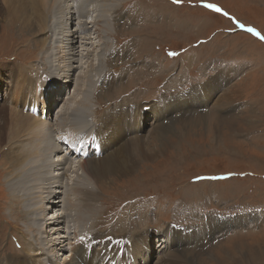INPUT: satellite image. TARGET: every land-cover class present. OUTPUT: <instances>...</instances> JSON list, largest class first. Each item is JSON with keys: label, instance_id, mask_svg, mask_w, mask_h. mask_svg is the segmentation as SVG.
Returning <instances> with one entry per match:
<instances>
[{"label": "rangeland", "instance_id": "rangeland-1", "mask_svg": "<svg viewBox=\"0 0 264 264\" xmlns=\"http://www.w3.org/2000/svg\"><path fill=\"white\" fill-rule=\"evenodd\" d=\"M4 1L0 0V69L14 65L31 67L33 71H42L40 76L45 74L44 79H60L64 58H57V62L42 58L47 52V45L52 44L54 48L49 50L56 56L62 54L58 45L54 46L51 41L69 28L72 22L69 16L80 20L78 12H82L81 19L88 29L86 53L78 56L70 73L74 80L72 88L69 87L70 94L75 93V99H67V96V102H59L56 99L57 90L55 103L51 100L53 129L50 128V133L60 137L65 150L72 144H79L78 152L69 155L74 161L72 169L76 171L69 172V176L74 181L80 180L84 186L91 184V188L95 189L85 190V193L94 196L90 201L96 204V208L88 217L93 219L87 218L81 223L75 220L72 226L75 235L71 241L79 243V252L72 260L73 264H97L87 259V245L93 238H96L95 249L106 245L113 248L107 264L117 261L122 250V261L118 264H127V253L135 252L148 256L152 264H264V39H261L264 36V0H59L54 11L38 0L36 7L39 11L45 15L50 12L47 16L51 29L41 33L11 23L12 16L8 15ZM82 1L85 4L82 5ZM209 4L220 11L206 7ZM17 5L22 6L19 2L8 4L14 12H19ZM116 7L118 9L111 12ZM109 9L110 12L105 11ZM94 28L96 33H92ZM249 28L256 29L260 35L248 31ZM41 41L47 42L44 44L46 47ZM66 46L68 43L59 45L60 49ZM121 51L122 56L119 55ZM83 59L85 61H81ZM42 64L46 65L44 70ZM111 72L118 78L113 80ZM218 74L224 77L230 75L229 81H225L224 77L219 79L222 82L220 88L212 86ZM97 82L101 85L96 86ZM24 84L25 80L17 81L16 77L8 74L0 79V122L4 124L0 129V260L9 258L7 264H26L15 263L13 259L28 255L26 252L33 247L31 232H27L25 227L23 202L16 201L9 191V184L17 183L11 175L9 156L4 154L6 149H23L20 145L16 147L19 142L12 138L16 132V120L2 106L7 108L9 105V94L24 96ZM63 84L61 79L56 87L61 89ZM224 85L225 89L221 92ZM188 91L217 93V96L225 92L235 96V100L238 98L239 102L230 104L228 111L211 110L206 119H201L204 112L200 111L189 114L194 117L188 120L183 117V120L175 121L174 132L171 129L166 137L170 145L155 160L144 161L139 157L132 170L108 174L100 181L86 171L87 174L84 173L80 163L106 157L112 153L110 151L120 147V141L126 136L131 148L137 138L142 137V141L148 142L154 140V133L157 132L154 125L146 127L142 119H134L136 116L129 108L131 105L141 104L140 108H143L155 101V105H159L158 100L166 97L163 109L170 98L179 99ZM96 96L103 103L100 108L104 112L82 121L74 122L72 119L68 125L70 115L63 113L69 109L75 111L74 118L81 114L86 117L94 110L92 104L95 110L99 109ZM78 99L81 104L77 103ZM228 100L224 97L221 103ZM37 102L39 110L42 109L45 104L43 98ZM211 104L203 110L209 112ZM59 105L64 112L58 113ZM108 110L111 111L105 117ZM21 113L27 116L26 111ZM176 117L182 115L177 114ZM194 120H199V123L187 128L182 124ZM145 121L148 124L156 122L153 112L150 111ZM219 122L223 126L217 129ZM91 124L92 127L87 126ZM117 126L124 128L120 139ZM177 130L180 134H176ZM66 133L71 134L68 141L62 138ZM136 133L141 135L134 137ZM87 143L90 144L89 149L82 156ZM34 148L39 154L29 156L28 164L37 169L43 161L40 155L42 148ZM32 157L35 160L30 162ZM57 158L56 154L51 156L52 160ZM59 172L61 170L50 171L49 174L56 176ZM64 178L62 186L75 201L71 202V207L74 209L77 203L79 210L82 206V200L78 199L81 194L73 189L74 185L71 186L72 180ZM97 186L101 189L99 192ZM57 211H63L60 201ZM71 213L75 214L73 210ZM209 216L221 217V222L227 220L232 226L226 227L221 223L220 229H216V220L204 226ZM167 224L189 228L192 237L201 229L199 227H203L202 233L208 235L200 236L195 246L192 245L195 239L185 244L183 240L180 245L176 242L172 245L174 250L166 251L163 242L154 243L157 237L144 232L152 231L156 235L158 230L163 231L170 226ZM210 224L213 225V234L212 230L206 229ZM38 238L41 240V235ZM147 240L153 241L150 246L146 244ZM83 249H86L84 253ZM66 253H57L56 258L63 257L65 260L69 257ZM42 261L52 264L47 255L42 257ZM67 262L71 263L69 259Z\"/></svg>", "mask_w": 264, "mask_h": 264}, {"label": "bare ground", "instance_id": "bare-ground-1", "mask_svg": "<svg viewBox=\"0 0 264 264\" xmlns=\"http://www.w3.org/2000/svg\"><path fill=\"white\" fill-rule=\"evenodd\" d=\"M28 1H30V2H28ZM36 1H38V0H16V1L15 0H5L4 4L7 6L8 15L12 16L11 23H15L18 27H24V29L27 28L31 32H34V33H36V32L41 33L42 31H45L46 29H51V24L49 21V15H50L49 13L50 12L47 13V14H49L47 16V14L45 15L42 11H39V9L36 7ZM41 1L46 6H51L53 8L52 11H54L57 8L56 4H57V1H59V0H41ZM15 2H19V5L22 4V6L17 5L19 12H14L11 9V7L8 6V4L15 3ZM32 2H34V6H33L34 8L31 7ZM83 4H85V3L83 2L82 5ZM117 9H118V7H116L114 10L111 9V12L116 11ZM105 11L110 12V9L105 10ZM70 13H72V11ZM8 18H9V16H8ZM80 20H82V19H80ZM80 20L77 23V25L81 24L78 29L80 31V38L82 39V38H85V34L82 33V31H83L82 28L84 26V23L82 22L83 20L82 21H80ZM70 22H71V20H70ZM105 27L107 28V26H104V28ZM57 31L59 32V30H57ZM50 33H51V31H50ZM48 35H50V34H48ZM41 42H42L43 46L45 43L47 44L46 41H41ZM81 42L78 43L77 45L83 44ZM48 43H50V42H48ZM62 44H64V43H62ZM55 45L56 44H54V46ZM84 45H86V44H84ZM44 47H46V45ZM44 47H41V48H44ZM52 47L53 46L51 43H50V45L49 44L47 45V50H46L47 52H46V54L42 55V58L47 57L48 59H54L53 61H55V62H57L58 59H62L61 56L64 58V60H63L64 63L62 64L64 66L63 69L60 66V69H61L62 74H63V75H61L60 79L58 77H52L50 75H49V77H52V79L47 78V77L44 79L43 77L45 74L40 76V74H42L41 73L42 71H33L31 69V67L30 68H23V67H18L17 65H14V66H6V67H3L0 69V79H2L4 75L6 76L8 74L11 77H16L17 81L18 80L19 81L25 80L24 87L22 86V88H23V92H26V94L24 96L22 94L21 95H17V94L15 95L14 93L9 94V97H10L9 105L7 106V108H6V106H2V108L7 110L9 115L14 120H16L17 126L14 127L16 129V132L13 133L12 138L15 139L17 142H19V144H17L16 147L20 145L23 148V149L18 150V151L7 150V149L4 150L5 156H9V164H10L9 168H12L11 175H12V177L16 178L15 182L17 183V184L10 183L9 184V191L11 190V196L16 201H22L23 202L22 207H23V211H24L23 215L25 216V221H26V226H25L26 231L31 232V236L33 238L32 242H31V245L33 246L32 250L26 252L28 255H22L20 257L14 258L13 261L15 263L44 264L42 261V257L47 255L52 259V264H73L74 261L72 262V260L75 258V256L79 252V251H77L79 249V243H77L76 241L75 242L71 241V239H73V236L75 235L74 234L75 232L73 231L72 226L74 225L75 220L79 221V223H81L82 221H87V218L92 215L94 208H96V204H92V202L90 201L91 199L94 198V196H92L89 192L85 193L86 189L87 190H93V191H95V189L91 188V184H87L84 186L80 182V180L75 179V181H74L73 179H71V177L69 176V172H71V171L76 172L75 169L74 170L72 169L73 168L72 163H74L73 160L68 164H64V162H63L65 153L67 151H68L67 153L69 155L70 154H76L78 152V148H77L78 145H76V146H75V144L71 145L73 147L74 151L69 150L68 147H67V150H65L66 147H65V145L61 144L60 137L59 138L55 137L56 135H54L53 138L46 137L47 133L52 132L51 129H53V123H52L53 120L51 121V115H52V110H53L52 103H51V100H52L51 96L53 93L52 92V86H54V87L56 85L58 86V82L61 79L62 80L65 79L66 82L69 81V85H67L68 87H66L64 89V91H66V89H68L67 90L68 91L67 92L68 93L67 99H72V100L75 99V93L70 94L71 91H70L69 87L74 83L73 77L70 75V73H72L73 68L75 66L74 64H75V62H77L78 56H79V55H69L68 50H67L68 46H66L62 49H60V47L57 46L59 48V51L62 54H60L59 56H56L53 53V51L49 50ZM76 47H79V46H76ZM45 49H43V50H45ZM118 54H119V52H118ZM119 55L122 56L123 51H121ZM55 58H56V60H55ZM86 58L89 60V58L87 56H86ZM98 60H99V57H98ZM81 61H85V59H83ZM61 62L60 63L58 62V64L60 65ZM46 63H47V61H46ZM46 63H44V64H46ZM98 63H99V61H98ZM46 65L42 64L41 68H43V70H44ZM35 67H37V66H35ZM87 68H89V66H87ZM22 77H24V78H22ZM223 77L224 76H222V74L216 75V77H214L215 81L212 82V86H217L220 88L222 86V82L219 79H221ZM115 78H118V75L112 73V79L114 80ZM229 78H230V75L228 76L226 74V76L223 79L225 81H229ZM48 80L54 81L53 84L54 83H56V84L53 85ZM75 82H76V80H75ZM225 85H226V83H225ZM225 85H224L223 89L221 88L222 89L221 92L224 91ZM71 88H72V86H71ZM87 88L89 91L90 90L89 87H87ZM55 96H56V94H55ZM224 97H228L229 100L225 101V103L222 104L221 101L224 100ZM234 97L235 96L229 95L228 93H225V92H224V94L221 93L219 96H217V93H207V92L205 93V92H201V91L200 92L188 91V92H186V94L181 95L179 97V99L174 98L172 100L170 98V100L166 103V106L163 109H161V108L165 104V98L166 97H162L158 100V102L160 103L159 105H155V102H157V101H155L151 105H145V106H143V108H140L142 106L141 104H137V106L131 105L129 108H130V110H132V112L135 113L136 117H134V119H138V118L142 119V122L144 123V125L146 127H148V125H152V126L154 125L153 128H154V130L157 131L154 133L155 134L154 140H152L151 142H148V140L142 141V137L137 138V139H135V143L131 148L130 143L128 142V138L126 136L123 138L124 139L123 141H120L119 144H121V145L118 149L116 148L115 151H113V150L110 151L112 153L107 155L104 158L101 157V158L95 159V160H93V159L85 160L84 162L80 163L81 169L84 171L85 174L89 173L92 177L96 178L97 181L98 180L100 181V179H102L103 176L105 177L108 174H117L118 171L119 172H127L129 170H132L133 166L137 163L136 159L139 157L144 161L145 160H147V161L155 160L156 158H158V154L160 153L159 155H161L162 152H165L166 146L170 145V144H168L169 141H168V138H166V137L168 135H170L167 133L169 131H171V129H173V127L176 125V124H174V126H173V123H175V121H178L180 119L183 120L184 118H186V120H188L189 117L193 116V115H189V114H193L195 112H200V111L204 112V113H202L203 118H201V119H206V117L209 116L208 114L213 109L228 111L227 107L230 106V104H232L234 102H239L238 98H236V100H235ZM42 98H43V102L45 104L42 107V109L39 110V103L37 102V100L41 101ZM65 99H66V96H64V94H63L62 98L59 100L57 99V100L59 102H67V101H65ZM96 100H97V104L99 106V109L97 108L98 110H95L96 108H95L94 104H92L94 107V110L91 112H88L86 117H83L81 114L80 116L77 115L76 118H74V116H75L74 110L67 109L64 112L63 108H61L58 111V113L64 112L63 114L66 113L67 115H70L69 118H67V119H69L68 125H69V123H72V119L74 120V122H76V121H80L81 119L84 120V119L93 117L95 115L99 116L101 113L104 112V111H102V107L100 108V106L103 103H100L99 98L97 96H96ZM52 101L55 103V98ZM92 101H93V99L91 96V103H92ZM210 101H212V104ZM77 103L81 104L82 102L80 101V99H78ZM208 104H211L212 107L209 109V112H206V110H203V109L205 108V106H208ZM21 106H24V108L23 109L20 108ZM184 106H185V108H183ZM147 110H150L151 112H153V115L156 119V122H154L153 124H148L145 121L146 116H149V114H150V111L147 112ZM21 111H26L27 116L24 115L23 113H21ZM110 111L111 110H108L104 116L107 117V115L110 113ZM171 112H172V114H171ZM91 113H94V114L90 115ZM165 114H168L169 116H167ZM177 114L182 115V117H176ZM61 116L63 117V115H61ZM35 117H38V118H35ZM163 120H166V121L163 122ZM80 123H76V124H80ZM195 123L196 124L199 123V120L191 121L188 124H186L185 122L184 123L182 122V124L184 125L185 128H187L188 126H191L192 124H195ZM120 124H121V122H120ZM3 125L4 124L2 122H0V129L3 128ZM92 125L93 124L87 125V126L91 127ZM221 126H223V123L219 122L217 124L216 128L219 129ZM95 127L96 126L94 125L93 129ZM117 127H119V126H117ZM90 129H89V131H90ZM122 130H124L123 127L117 128L118 139L123 137ZM146 130H147V128H146ZM174 130L175 129H173L172 131L174 132ZM61 132H63V131L61 130ZM104 132H106V130ZM99 133H97V135H99ZM108 134H110V133H108ZM176 134H180V130H177ZM69 135H71V134L66 133L62 136V138H65L68 141ZM97 135H96V137H97ZM111 135H113V134H111ZM138 135H141V133H136L134 135V137H136ZM107 136L108 135H106V137ZM170 140H172V138H170ZM158 141H160V143ZM59 143H60V146H59ZM34 146L42 148L40 155H41L43 161H42L41 166L37 169H33L28 164L29 156L34 155V154H36V155L39 154V151L37 149H35ZM54 154L58 155L57 160L51 159V156ZM34 160H35L34 157L30 158V162H33ZM87 169H92L93 171H89V170L87 171ZM57 170H61V172L57 173L56 176H52L49 174L50 171H57ZM123 174H125V173H123ZM78 175L80 176V174H78ZM93 175H96V176H93ZM64 176L68 177L70 180H72L71 186L74 185L73 189L81 194V197H79V198L77 197L79 199V201L82 200V206L80 207L79 210L77 209V206H76L77 203L74 205V209L71 207V202H75V201H73L74 199L70 198L71 193L68 194V190L66 189V191H65L64 186H62V184L65 182ZM11 179H13V178H11ZM76 183L80 184V185L77 186ZM97 189H98L97 190L98 192L101 190L99 188V186H97ZM93 193L96 194L95 192H93ZM58 194L59 195L61 194L62 198L65 200L64 204L61 205L63 207L62 212L57 211V209L59 207V201L57 200ZM72 194H74V191ZM55 209H56V211H54ZM70 209L73 210L75 212V214L71 213ZM51 212L53 213V215L49 216V214ZM25 213H27V215H25ZM29 213H31L32 215ZM55 213H57V214H55ZM88 219L92 220L93 218L91 217ZM220 219H221V217H218V216H209L206 219L204 226L208 225L209 223H211L213 221L215 222V220H216V223H215L216 229H220L221 223H224V226H226V227L232 226L231 222H227V220L224 222H221ZM229 219L231 221V218H229ZM217 224H219V225L217 226ZM199 228H201V229L200 230L198 229L194 233L195 242L197 240H200V236L208 235V234L202 233L204 231L203 227H199ZM206 229H209L210 231L212 230V234H213V232H214L213 225L210 224V227H206ZM166 230L167 231L165 233H161L158 231V234H159V236L162 237L161 239L163 241L168 242L171 238L170 232L172 230L171 229H166ZM149 232L152 233V231H147V232H144V234H148ZM71 234H73V235H71ZM84 234L88 235L87 232H85ZM158 234H156L154 236V237H157V241H159L158 240ZM39 235H41V240L38 238ZM90 236H92V235H90ZM83 239H84V237H83ZM93 239L94 240L89 242L90 244L87 245L89 247V249H88L89 251L87 252V254H88L87 259L90 258L92 262L97 263V264H107L109 262L110 255H112L113 248L109 245H106L103 248L101 247L102 249H95V247H96L95 239L96 238H93ZM206 239H208V238H206ZM190 240H192V239H190ZM151 242H152L151 240H147L146 244L150 246ZM184 244H185V242H184ZM85 247H86V245H85ZM92 247H94V249H92ZM67 248L69 250H67ZM75 248H77V249H75ZM85 250L86 249H83V253ZM62 251L69 253V257L68 258L65 257V258L69 259V261L71 263L67 262V259L64 260L63 257L61 259L56 258V254L57 253L59 254ZM154 251H156V247L154 248ZM146 252H147V249H146ZM170 254L171 253L169 252L168 255H170ZM105 255H106V257H105ZM80 257L82 258V256H80ZM122 257H123V250L120 251L117 261L112 260V262L110 264H118V262L122 261L121 260ZM9 261H10L9 258H4V259L0 260V263L1 264H7ZM144 262H145V264H147L146 261H144ZM83 264H87V263L83 262Z\"/></svg>", "mask_w": 264, "mask_h": 264}, {"label": "clouds", "instance_id": "clouds-1", "mask_svg": "<svg viewBox=\"0 0 264 264\" xmlns=\"http://www.w3.org/2000/svg\"><path fill=\"white\" fill-rule=\"evenodd\" d=\"M77 17L79 19H81L82 18V12H78ZM69 18L72 21L70 23V26H69L70 29L68 28V29H65L62 33L60 32L57 35L56 40L51 41V42L55 43L58 46L60 44H62V43H66L67 42L68 43L67 50H68V54L69 55H81L82 53H86L85 50H86L87 44L89 43V37L87 36V33L88 32H87V30L85 28L86 22L82 21L84 23V26L82 28L83 29L82 33L85 34V38H82L81 39L80 38V31L78 29L81 24H78V25L74 26L75 20H76L77 23L79 22V20H77L76 18H73L71 16H69ZM92 33H96L95 32V28L92 30ZM80 41H82L81 43H83V44L77 45L78 43H80ZM84 44H86V45H84ZM76 46H80V47H76ZM64 82H66L65 79H64ZM100 85H101V83L97 82V85L96 86H100ZM63 86H64V84H63ZM63 86L61 88L65 89L66 87L65 86L63 87ZM67 90L68 89H66V91L63 92L64 96H66V97L68 96V93H67L68 91ZM55 105H57V104H55ZM57 108H58V111H59L61 109V106H57ZM91 122H92V119H91ZM63 162H64V164L70 163L71 162L70 156H66L65 155ZM167 225H171V224H167ZM169 227H167L166 229H169ZM166 229L163 230V231H160V230H158V231L161 232V233H164L166 231ZM171 233H172V237L170 238V240L168 242L163 241L161 239L162 237L159 236L158 237V240L159 241H155L154 240V243L163 242L164 245H165L164 250H166V251L174 250L175 248H173L172 245L175 243V241H174L173 238L175 237L176 233H173V232H171ZM150 234L152 235V237L155 236L154 233H150ZM178 247H180V246H178ZM140 254H141L140 252H135V253L129 255L130 262L134 258V259H136V264H142L143 261H146L147 264H152V261H151V259L148 256H143V255H140ZM153 257H154V254H153ZM126 262L129 263V260H126Z\"/></svg>", "mask_w": 264, "mask_h": 264}, {"label": "crops", "instance_id": "crops-1", "mask_svg": "<svg viewBox=\"0 0 264 264\" xmlns=\"http://www.w3.org/2000/svg\"><path fill=\"white\" fill-rule=\"evenodd\" d=\"M169 229H171L173 231V233H176V235L173 239L177 245H180L183 240H185L184 242H186V241L189 242L190 239H195L194 237H192L190 235L189 228L171 224ZM192 245L193 246L196 245L195 241L192 243ZM127 255H128V253H127Z\"/></svg>", "mask_w": 264, "mask_h": 264}, {"label": "snow or ice", "instance_id": "snow-or-ice-1", "mask_svg": "<svg viewBox=\"0 0 264 264\" xmlns=\"http://www.w3.org/2000/svg\"><path fill=\"white\" fill-rule=\"evenodd\" d=\"M206 7L214 8L216 11H220L219 8H217L216 6L211 5V4L206 5ZM241 27H243V25H241ZM248 31L253 32V33H255V34L258 35V36L260 35V34L256 31V29H254V28H249ZM261 39H264V36H262ZM172 55H175V53H172Z\"/></svg>", "mask_w": 264, "mask_h": 264}]
</instances>
